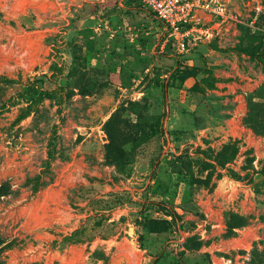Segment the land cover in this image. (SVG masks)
I'll use <instances>...</instances> for the list:
<instances>
[{"label":"rangeland","instance_id":"1","mask_svg":"<svg viewBox=\"0 0 264 264\" xmlns=\"http://www.w3.org/2000/svg\"><path fill=\"white\" fill-rule=\"evenodd\" d=\"M179 53L136 0H0V264H264V0Z\"/></svg>","mask_w":264,"mask_h":264},{"label":"built area","instance_id":"2","mask_svg":"<svg viewBox=\"0 0 264 264\" xmlns=\"http://www.w3.org/2000/svg\"><path fill=\"white\" fill-rule=\"evenodd\" d=\"M152 12L168 31L171 41L179 53H186L190 44L200 38L209 37L210 31L201 23L203 14L221 13L220 0H136Z\"/></svg>","mask_w":264,"mask_h":264}]
</instances>
